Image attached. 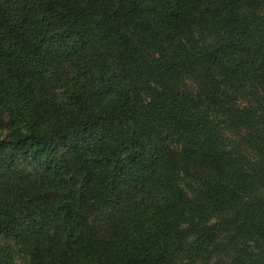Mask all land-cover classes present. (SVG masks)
<instances>
[{
    "label": "trees",
    "instance_id": "obj_1",
    "mask_svg": "<svg viewBox=\"0 0 264 264\" xmlns=\"http://www.w3.org/2000/svg\"><path fill=\"white\" fill-rule=\"evenodd\" d=\"M21 254L264 264V0H0V264Z\"/></svg>",
    "mask_w": 264,
    "mask_h": 264
},
{
    "label": "rangeland",
    "instance_id": "obj_2",
    "mask_svg": "<svg viewBox=\"0 0 264 264\" xmlns=\"http://www.w3.org/2000/svg\"><path fill=\"white\" fill-rule=\"evenodd\" d=\"M253 83L256 85V79L253 81ZM186 84L189 87H191V89L195 88V84H194L193 80H191L190 78H186ZM248 99H250V98L248 97ZM225 135L228 137L227 139L229 140V142L236 143L238 146H241L245 152H247L251 155L254 154L253 151L250 150V148L245 145V142L242 139L243 135L238 136L237 134H232L231 132H227ZM17 264H28L27 259H26L24 254H21L17 257Z\"/></svg>",
    "mask_w": 264,
    "mask_h": 264
}]
</instances>
